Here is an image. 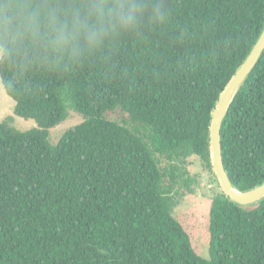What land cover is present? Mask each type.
<instances>
[{"label": "trees", "instance_id": "1", "mask_svg": "<svg viewBox=\"0 0 264 264\" xmlns=\"http://www.w3.org/2000/svg\"><path fill=\"white\" fill-rule=\"evenodd\" d=\"M145 18L75 62H0L14 113L0 122V264H264V199L212 200L210 257L173 216L212 168L219 97L264 28V0H154ZM71 110L84 120L56 144ZM120 110L123 122L105 116ZM222 154L239 190L264 182V51L223 120Z\"/></svg>", "mask_w": 264, "mask_h": 264}, {"label": "clouds", "instance_id": "2", "mask_svg": "<svg viewBox=\"0 0 264 264\" xmlns=\"http://www.w3.org/2000/svg\"><path fill=\"white\" fill-rule=\"evenodd\" d=\"M165 16L154 0H0V62L24 68L75 62L145 18Z\"/></svg>", "mask_w": 264, "mask_h": 264}, {"label": "rangeland", "instance_id": "3", "mask_svg": "<svg viewBox=\"0 0 264 264\" xmlns=\"http://www.w3.org/2000/svg\"><path fill=\"white\" fill-rule=\"evenodd\" d=\"M15 100L10 96L0 77V122L13 115L12 124L21 131L38 128L33 118H24L14 113ZM126 115L116 110L108 113L105 118L123 122ZM84 120L82 114L71 110L69 117L51 128L50 142L56 144L62 135L72 126ZM188 168L194 179V191L180 197V202L173 209V216L183 225L189 234L191 247L202 258L210 257V210L215 195L223 191L213 167L207 169L199 156L193 155L188 160Z\"/></svg>", "mask_w": 264, "mask_h": 264}, {"label": "water", "instance_id": "4", "mask_svg": "<svg viewBox=\"0 0 264 264\" xmlns=\"http://www.w3.org/2000/svg\"><path fill=\"white\" fill-rule=\"evenodd\" d=\"M264 51V28L253 45L251 51L237 69L223 92L212 112L210 124V153L213 170L226 196L241 205H251L264 199V182L247 190H239L232 184L225 168L222 154L221 129L228 108L239 88L259 61Z\"/></svg>", "mask_w": 264, "mask_h": 264}]
</instances>
